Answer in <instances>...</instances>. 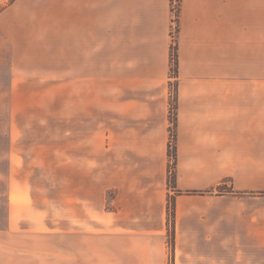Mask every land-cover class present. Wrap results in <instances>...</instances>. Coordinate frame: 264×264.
I'll use <instances>...</instances> for the list:
<instances>
[{
    "label": "crops",
    "instance_id": "0c3cea01",
    "mask_svg": "<svg viewBox=\"0 0 264 264\" xmlns=\"http://www.w3.org/2000/svg\"><path fill=\"white\" fill-rule=\"evenodd\" d=\"M172 2L0 0V116L21 87L37 83L18 70L34 64L33 52L55 50L50 40L59 37L64 97L81 117L83 90L99 81L110 51L114 196L111 211L93 209L86 221L95 222L89 234L103 245L93 259L165 264L170 196L176 264H264V0H180L176 176L169 188ZM0 126L8 131L6 121ZM159 132L162 138L153 134ZM22 220L0 226V234L23 232ZM78 227L89 237L83 219Z\"/></svg>",
    "mask_w": 264,
    "mask_h": 264
},
{
    "label": "rangeland",
    "instance_id": "374dc122",
    "mask_svg": "<svg viewBox=\"0 0 264 264\" xmlns=\"http://www.w3.org/2000/svg\"><path fill=\"white\" fill-rule=\"evenodd\" d=\"M179 5L180 0H173L169 28V188L176 176ZM50 41L49 48L55 50L33 52L34 64L18 70L37 83L21 87L18 99L8 100L7 115L0 116V122L8 125L6 133L0 130V173H9L7 180L0 178V226L20 216L25 229L0 234V264H110L93 259L103 245L89 234L95 232V222L85 224L95 217L93 209L112 210L114 192L109 185L112 156L117 152L112 146L111 52L103 53L99 81L89 80L83 90L85 106L79 117L80 108L67 106L64 97L62 38ZM161 133L153 134L162 138ZM122 136L124 132L116 131V139ZM8 150L9 161L3 156ZM174 217L175 200L169 196L165 264H176ZM82 219L89 237L77 234L75 227Z\"/></svg>",
    "mask_w": 264,
    "mask_h": 264
},
{
    "label": "trees",
    "instance_id": "16d2710c",
    "mask_svg": "<svg viewBox=\"0 0 264 264\" xmlns=\"http://www.w3.org/2000/svg\"><path fill=\"white\" fill-rule=\"evenodd\" d=\"M170 149H171V145H169V156H170ZM169 210H170V208H169ZM174 215V213H173V211L170 213V217L171 216H173Z\"/></svg>",
    "mask_w": 264,
    "mask_h": 264
}]
</instances>
